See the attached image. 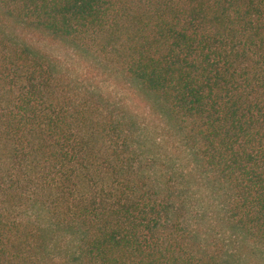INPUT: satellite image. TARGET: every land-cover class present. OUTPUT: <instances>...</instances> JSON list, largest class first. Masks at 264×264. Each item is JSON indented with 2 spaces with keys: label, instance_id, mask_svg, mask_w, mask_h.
Masks as SVG:
<instances>
[{
  "label": "trees",
  "instance_id": "1",
  "mask_svg": "<svg viewBox=\"0 0 264 264\" xmlns=\"http://www.w3.org/2000/svg\"><path fill=\"white\" fill-rule=\"evenodd\" d=\"M0 264H264V0H0Z\"/></svg>",
  "mask_w": 264,
  "mask_h": 264
}]
</instances>
